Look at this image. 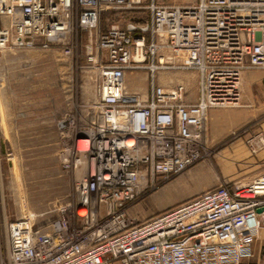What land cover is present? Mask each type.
<instances>
[{
  "label": "built area",
  "instance_id": "2783aa9c",
  "mask_svg": "<svg viewBox=\"0 0 264 264\" xmlns=\"http://www.w3.org/2000/svg\"><path fill=\"white\" fill-rule=\"evenodd\" d=\"M109 12H148L150 20L130 16L101 29ZM79 49L94 102L80 125L69 121L63 163L73 196L47 228L30 217L6 224L0 264H243L257 243L264 264V172L224 180L144 220L129 213L156 177L200 158L209 110L238 107L243 73L264 70V0H0V52L72 57ZM137 70L151 75L145 97L126 85ZM171 70L198 74L194 102L182 82L154 85L155 73ZM257 143L247 141L252 154Z\"/></svg>",
  "mask_w": 264,
  "mask_h": 264
},
{
  "label": "rangeland",
  "instance_id": "374dc122",
  "mask_svg": "<svg viewBox=\"0 0 264 264\" xmlns=\"http://www.w3.org/2000/svg\"><path fill=\"white\" fill-rule=\"evenodd\" d=\"M198 1L147 0V3L193 5ZM115 14H105L101 29L117 20L125 22L130 16L132 22L138 21L137 18L143 22L150 20L148 12ZM85 66L82 49L72 57L54 50L0 52V238L6 224L22 218L30 217L37 228H47L56 218L57 206L73 196L74 174L63 162L74 136L70 119L80 125L88 106L94 102L91 74L86 73ZM129 79L131 92L145 97L150 91L152 79L148 70L133 71L126 76ZM198 81V74L193 71L154 74V85L169 88L184 83L192 102L198 96ZM255 128L253 122L224 139L212 141L206 127L200 158L176 176L156 177L129 206L131 216L144 220L224 180L249 179L253 173L244 174L247 169H243L242 163L229 162L227 150L233 141ZM245 145L247 149L241 148L242 155H255ZM258 246L257 243L253 257L243 264H260Z\"/></svg>",
  "mask_w": 264,
  "mask_h": 264
},
{
  "label": "crops",
  "instance_id": "0c3cea01",
  "mask_svg": "<svg viewBox=\"0 0 264 264\" xmlns=\"http://www.w3.org/2000/svg\"><path fill=\"white\" fill-rule=\"evenodd\" d=\"M126 85L128 88L130 86L131 90V79L126 80ZM241 89L240 106L209 110L206 126L210 133V140L219 141L245 125L256 123L255 130L233 141L228 147V155L226 154L229 162L244 165L243 169H247L244 174L253 173L251 176H254L264 172V71H245L241 78ZM253 89L255 92L252 91ZM253 137L257 140L261 138V143H257L259 152L256 151L253 156L242 155L241 148L247 149L245 144ZM253 165L255 166L252 167ZM7 249L8 242L4 234L0 238V261Z\"/></svg>",
  "mask_w": 264,
  "mask_h": 264
}]
</instances>
